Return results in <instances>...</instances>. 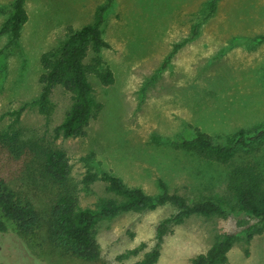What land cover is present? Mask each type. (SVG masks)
<instances>
[{"label":"rangeland","instance_id":"obj_1","mask_svg":"<svg viewBox=\"0 0 264 264\" xmlns=\"http://www.w3.org/2000/svg\"><path fill=\"white\" fill-rule=\"evenodd\" d=\"M13 0H0V26L10 14ZM105 0H25L27 21L18 44L0 36V178L25 189V155L16 153L17 140L37 141L64 150L71 163L70 181L85 170L81 158L93 152L95 170H110L130 187L150 195L159 193L158 179L170 192L188 201L212 199L224 206L234 203L227 186L229 169L253 162L264 174V142L238 148L227 165L210 163L193 153L174 150L168 142L188 139L195 129L230 146L235 134H252L264 126V0H219L208 13V0H113L102 33L108 47L100 58L112 71L114 82L102 85L94 74L88 79L100 105L79 138H54L53 128L70 106L69 95L56 87L49 115L31 104L40 93L41 53L56 47L66 28L91 22L97 5ZM196 35L191 40L193 27ZM181 46L168 59L176 43ZM95 54L88 51L86 64ZM23 110L17 114V111ZM3 134H6L3 137ZM14 139L8 141V137ZM12 146L13 148H10ZM26 193L36 201L39 189ZM109 196L101 182L85 195L83 206H94ZM176 209L165 204L154 210L124 212L96 225L100 245L96 262L63 254L47 240L43 230L21 235L10 225L0 234V264H133L155 243V228ZM257 224L243 215H195L171 227L160 244L156 264H191L216 236L238 233ZM143 248L137 255L118 256ZM224 264H264V231L248 243L238 238Z\"/></svg>","mask_w":264,"mask_h":264},{"label":"trees","instance_id":"obj_2","mask_svg":"<svg viewBox=\"0 0 264 264\" xmlns=\"http://www.w3.org/2000/svg\"><path fill=\"white\" fill-rule=\"evenodd\" d=\"M24 1H12L10 14L0 26V36L8 35L11 45L18 44L21 27L28 18ZM218 1H207L206 17L214 13ZM112 4L113 0H105L97 5L90 23L78 29L68 26L65 39L39 57L40 93L31 104L38 108L39 113L49 115L53 108L51 95L56 87H61L70 99V106L63 119L53 128L54 138H79L86 135V127L100 107L93 97L89 74H94L102 85L114 82L112 71L99 56L100 51L108 47L102 33L105 15ZM196 30L197 25L186 40H191L196 35ZM263 39V36H259L254 40ZM181 44L182 42L173 45L168 59ZM88 51L95 54L91 64L85 63ZM22 110L20 108L17 114ZM195 131L194 137L172 140L168 142V146L174 150L193 153L210 163L227 165L238 148L249 149L264 142V126L252 134L237 131L235 141L230 146L218 143L208 133L197 128ZM11 139L14 137H8V141ZM15 151L26 154L23 165L25 189L22 191L23 183L20 188H16L0 178V234L8 231V222L21 235L43 230L53 247L85 262L99 260L101 249L95 238L99 222L108 221L120 213L154 210L165 204L173 206L176 212L158 222L153 247L133 264H156L164 236L171 231L172 226L183 223L191 216L243 215L258 221L257 224L247 226L246 220L241 219L238 224L242 227L246 225L245 227L238 233L225 232L216 236L205 251L191 258V264H224L238 238L248 243L254 234L264 231V174L251 161L233 165L229 169L227 186L233 194L234 203L224 206L208 198L188 201L184 196L170 192L161 179H158L159 193L156 195L147 194L140 187H130L110 170H95L90 165L94 162L93 152L81 158L86 162L85 170L77 182L71 183L70 158L64 150L50 144L19 139ZM97 182L103 184L109 196L99 197L94 206H83L80 192L89 194ZM29 188H34L32 191L39 189L38 197L45 193L48 195L36 201L26 193ZM143 246L141 244L139 248L130 249L118 258L137 255Z\"/></svg>","mask_w":264,"mask_h":264}]
</instances>
